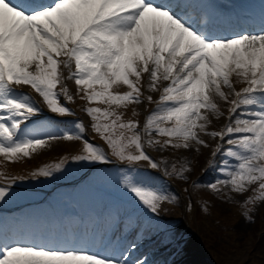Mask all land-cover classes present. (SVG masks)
Wrapping results in <instances>:
<instances>
[{"label":"snow or ice","instance_id":"obj_1","mask_svg":"<svg viewBox=\"0 0 264 264\" xmlns=\"http://www.w3.org/2000/svg\"><path fill=\"white\" fill-rule=\"evenodd\" d=\"M187 6V0H0V155L15 161L43 147L45 138H84L83 121L75 123L78 133L52 131L53 125L37 120L42 110L35 100L18 92L20 86H30L50 113L74 115L67 106L75 100L66 83L71 80L77 94L83 93L82 110L91 127L129 171L143 160L164 176L187 180V164L169 167L147 147H211L201 137L206 134L219 140L209 167L223 157L217 178L206 187L216 194L227 189L245 195L246 208L264 204V10L259 26L249 31L219 17L202 26L184 13ZM234 78L246 86L237 90ZM120 84L128 90L114 91ZM145 90L160 92L159 100ZM218 99L230 105L228 122L209 131L212 114L222 115ZM145 101L155 107L142 126L138 120L125 122L117 111ZM84 151L72 160L112 162L102 146L86 139ZM62 167L63 162L46 166L32 176L51 177ZM22 179L14 176L0 184V203ZM119 183L136 207L154 217L163 201L177 199L150 177L122 172ZM136 247L132 243L105 255L85 239L59 232L0 231V264H148L146 257L131 259Z\"/></svg>","mask_w":264,"mask_h":264},{"label":"rangeland","instance_id":"obj_2","mask_svg":"<svg viewBox=\"0 0 264 264\" xmlns=\"http://www.w3.org/2000/svg\"><path fill=\"white\" fill-rule=\"evenodd\" d=\"M67 73L65 72V75ZM70 91L75 94L76 85L74 81L66 82ZM166 83V82H165ZM234 85L237 90L246 86V84L240 80L234 78ZM24 86V85H22ZM27 86V85H25ZM226 90V89H225ZM18 92H22L18 90ZM145 95H152L154 101H158L157 96L155 95V91H147ZM34 94L37 93L35 90ZM157 94V93H156ZM37 102L39 99L37 96ZM218 107L222 115L212 114L211 120L212 123L210 125L209 131H219L224 124H226L227 118L225 115H228V109L230 105L223 100H217ZM37 104V103H36ZM134 104V103H133ZM38 105V104H37ZM138 109H148L153 107V103H148L145 101L144 103L135 104ZM79 114L82 120H84L85 126L88 125L87 115ZM69 122V121H67ZM65 122V125L68 123ZM61 130H65L61 128ZM69 132H74V130H67ZM74 133H77L76 131ZM202 139L205 140L206 144L211 147H199L197 150L193 148L192 150H184V149H172L169 148L167 150H157L153 147H147L150 154L154 157L158 156L160 160H167L169 167L172 163H176L177 167L187 164L190 171L186 172L184 175L188 177L187 180H183L179 177L173 176L176 184L179 183L178 188L182 189L181 197L182 199L175 200L173 203V209H168L165 213L161 212V214L165 215V218L168 219L172 216L171 211L175 212L184 217L183 220H189V227H194L193 232L197 237L199 245L204 252L207 251L213 258V260L217 264H264V204H260L258 207L253 205H248V207H242L241 201L244 202L246 196L245 195H236L228 192L227 189H223L222 194H216L212 190L206 187V185L215 180L218 176L217 167L221 161V158H215V169L209 168V162L212 160L211 152L215 148V145L219 142L217 138H213L206 134H201ZM50 139L45 138V141ZM98 146L99 143L92 142ZM75 145V142L72 141H57L52 144V148L47 149V144H44L43 147L38 148L41 151L39 154L35 155L33 158H47L48 153L57 148L58 150L67 151L72 148L71 146ZM44 149V150H43ZM105 149V147H104ZM82 155L86 154L84 149L82 148ZM37 153V150L30 155H34ZM163 155L165 157H163ZM27 158V157H26ZM217 159V160H216ZM27 162H32L33 159H27ZM85 162V167H81L78 169L75 165L71 166L73 171H86L91 167H95L94 171L100 172L103 170L101 168V163H91ZM207 172L206 173V170ZM113 174H96V182L103 186L109 188L113 193H116L119 196L128 197L130 196L128 192L124 191L120 185V180L122 179V172L120 170H111ZM127 173V171H125ZM203 173V176L200 175ZM130 175L129 173H127ZM132 176V175H131ZM65 176V172L63 170L59 172H55L51 178H59ZM136 177V176H133ZM200 179V180H197ZM155 185L162 187V184L158 181L151 180ZM197 181L199 184L198 188H193L194 183ZM58 183L54 184V180L51 179L48 184L45 185V188L52 192V189L55 190V186ZM178 185V184H177ZM85 189V188H84ZM187 189V191L185 190ZM86 191V190H85ZM169 191V189H168ZM169 193H171L169 191ZM90 199H97V204L101 203L100 197L96 192H87ZM179 198V192L177 194L171 193ZM61 199L64 198L65 193H59ZM29 196L33 199H38V193H29ZM87 197L86 194H84ZM97 196V198H95ZM38 197V198H37ZM92 197V198H91ZM61 199H57V196L54 197L50 202L53 205L51 211L54 212L55 204L59 206L58 201ZM32 200V199H31ZM187 201L186 207L185 202ZM202 201L203 205L206 207L200 208L199 202ZM163 202H171L170 200ZM162 202V203H163ZM190 202V203H189ZM192 203V205H191ZM124 204V203H122ZM190 204V206H189ZM100 205V204H99ZM165 205V204H164ZM251 209V211H249ZM44 212H48L47 209H42ZM170 211V212H169ZM247 213V216L245 215ZM125 217V216H124ZM250 217V219L248 218ZM122 218V217H120ZM183 220H181L183 222ZM146 222H142L144 225ZM194 225V226H193ZM108 237L111 236V231L107 234ZM190 253L193 252V249L189 250Z\"/></svg>","mask_w":264,"mask_h":264}]
</instances>
